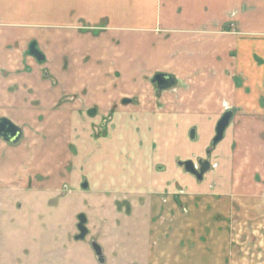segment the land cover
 Here are the masks:
<instances>
[{"label": "crops", "instance_id": "obj_1", "mask_svg": "<svg viewBox=\"0 0 264 264\" xmlns=\"http://www.w3.org/2000/svg\"><path fill=\"white\" fill-rule=\"evenodd\" d=\"M32 41L46 64L28 56ZM158 74L176 81L160 95L151 82ZM92 108L114 110L113 130L131 129L137 151L148 145L155 166L172 151L176 161L212 165L203 182L180 168L171 184L160 182L153 170L146 205L134 199L142 191L131 193L141 228L123 264H264V0H0V117L13 115L25 132L23 168L13 169L23 173L11 172L18 177L11 185L38 188L36 173L70 164V145H83L74 127H85ZM228 111L231 123L213 147ZM6 148L0 141V153ZM26 161L42 164L26 169ZM59 173L54 188L66 180ZM180 184L187 214L160 198ZM162 213L171 227L160 226ZM118 236L106 249L118 250ZM170 237L186 246L178 257L166 252ZM118 260L107 255V264Z\"/></svg>", "mask_w": 264, "mask_h": 264}, {"label": "rangeland", "instance_id": "obj_2", "mask_svg": "<svg viewBox=\"0 0 264 264\" xmlns=\"http://www.w3.org/2000/svg\"><path fill=\"white\" fill-rule=\"evenodd\" d=\"M253 14L259 17L258 14ZM48 31L51 33V30ZM48 46L50 48L52 45L48 43ZM9 117L15 120L11 114ZM123 131V137L126 136L125 139L129 140L130 131L125 127ZM21 145H8L4 149L5 151L0 153V264H98L90 242L94 239L101 241L100 243L103 245H109L111 242H115L113 240L115 236H126L125 234H127L128 241L122 244L117 243L115 247L118 250L114 248V253H111L110 250L107 253L108 256L112 255L123 264L128 258L131 259V256L128 257V253H131L134 248L133 243H137V239H139L141 224L132 218L129 220L124 218V222H120L118 231L117 228L114 229L113 225L117 219L113 213L114 201H116L115 193L104 194L99 189L100 186L122 185L124 174L128 172L131 174L135 171H141L145 175L150 172L153 177L152 173L155 170L156 175L160 177V182L166 180L170 184L178 178L177 151L168 152L162 156L165 171L161 172L159 171L161 165H154V155L147 145L143 152L137 151L136 156L139 157V161L137 163L135 160L132 165L115 159H110L106 165H103L105 153L98 155L94 161L90 162L80 160L81 156H79L78 160L72 164L70 162V166L67 163V166L63 165L61 170H63L66 180L58 188H54L52 184L60 182L56 177L61 170L56 174L53 170L56 169L53 162L45 168L44 172L36 173V177L31 179L34 180L33 183L38 188L30 186V189H27L24 185L26 180L22 184L18 183L16 185L18 187H15L11 183L18 177L10 178V176H12L11 172L17 176H21L23 173V169L17 172L13 170L19 167L23 168V155L19 152ZM77 151L83 155V159L84 156H88L86 150L77 149ZM13 155L17 157L13 158ZM29 161H26V169L37 163ZM41 164L37 163L35 166L40 167ZM82 177H85V180L90 183L92 187L90 191L82 189ZM31 184L32 182L29 183V185ZM66 186L68 192L63 191ZM179 186L183 188V185ZM117 194H119L117 197L122 198L120 193ZM99 202L104 203V208ZM115 211L117 214V210ZM79 214L89 217L90 236L83 242H77L74 236L79 234L76 228ZM167 216L169 215L166 213L158 216L157 220L162 228L171 224ZM243 227H237V231L242 232ZM164 230L162 232L164 235L160 236L162 241L169 239V236L166 238L167 232ZM128 236L123 240L128 239ZM171 239L166 245L168 247L166 252L171 256L177 255L176 257H178L180 251L184 250L186 246L178 238ZM162 243L158 239L156 248L162 249ZM123 244L125 249L122 247ZM238 246L241 247V255L247 256V244L241 243ZM123 254L126 256L120 260Z\"/></svg>", "mask_w": 264, "mask_h": 264}, {"label": "flooded vegetation", "instance_id": "obj_3", "mask_svg": "<svg viewBox=\"0 0 264 264\" xmlns=\"http://www.w3.org/2000/svg\"><path fill=\"white\" fill-rule=\"evenodd\" d=\"M32 45H35L37 52L41 53L45 57L44 61H40L35 55L32 54V52H31ZM27 54L29 57L33 58L39 65H44L47 62L46 55L43 53V51L41 50V48L39 46V43L36 41H32L29 43ZM45 77L50 78V79H52L53 82H55L54 79L50 76L49 72L46 70H45ZM155 77H153L151 82H152L153 86L155 87L157 93L160 95L163 91H165L167 89L159 90L158 82L154 83ZM163 81H164L163 79H160L161 83H163ZM122 104L125 106H129V105L135 104V100L124 99L122 101ZM11 116L14 117L13 115H11ZM84 118L86 119L85 120V127H82V125L79 123L78 125H75L74 130H73V133L74 134L76 133V135H75L76 139H78V141H80V142H83V145H81L80 148L78 147L79 145H76V144L70 145L69 151L71 153L72 158H74V160L71 162H75L76 160H78L79 156H81L80 160H84L86 162L94 161V159L98 155H102L103 153H105V158H104V161L102 162L103 165H106L107 161H110V159H115L116 161H121V162H127V165H129V163H131V165H132V162L134 161V159L137 158V156H136V154H137L136 142L137 141L135 140V137H133L134 132L131 129H127L130 131L129 135L132 136V137L130 136L129 140L125 139L126 136L123 137V133H124L123 128L120 130L119 129L113 130L114 126H116V125H114L115 123L113 122L114 110L111 111L110 113H108L107 115H104V114H101V112L99 111L98 108H92V109H89L88 111H86ZM4 119L9 120L12 124H14L17 128L20 129L21 138L18 142L12 143V142L6 141L4 137L0 136V141L5 143V145H7V146L8 145L18 146V144H22L24 139H25L24 128L21 127L20 125H18L15 120H12L9 117V115L4 116V117H0V121L4 120ZM50 128L48 129L49 131H50ZM83 129H84V131L82 132ZM48 130H47V132H48ZM52 139H54V138H52ZM77 149H79V150L81 149L82 151L86 150V154H88V156L87 157L84 156V159H83V157H82L83 155L80 154L77 151ZM208 154L211 155V150H209ZM186 162H190V161H186ZM186 162L179 161L178 167L180 169H182L185 174H187L192 179H194L195 181H198V182H203L206 174L209 173L210 170L212 169V165L210 164V161H205L202 159H198L197 161H191V162H193L195 169L197 171H200V169H201L200 163H202L203 168H207L205 174L203 175V178L201 180H199L194 175H192L191 173H188L186 171L185 167L181 166L182 163H186ZM68 166H70V165L68 164ZM160 167L161 168L159 169V171H161V172L165 171V167L163 165H161ZM141 173H142L141 171L131 172V174H129V172L125 173L123 176V177H125L123 179L124 183H122V185H118V186H112L111 185V186H106V187L100 186V188H99L101 190V192H103L104 194H110V193L114 194L115 193L114 195L117 199L115 198L116 201H114L115 205H114L113 213H114V217L117 219H116V222L113 225V227H114V229L117 228V231L120 228V226H119L120 222L121 223L124 222V218L126 220H129L131 218L133 220H136V218H135L136 212L132 207L133 201L131 198V196H132L131 193H133V192L136 193L137 191H142V193L145 194L146 196H137L136 195V197L134 199L139 200V202H141L144 205H146V202H148L147 200L149 198L154 196V194H153L154 192L152 191V189H153L155 179L153 177L147 176L145 174L141 175ZM82 178H83L82 182H81L82 189L84 191H90L92 189V187L90 186V183L87 180H85L86 179L85 177H82ZM109 182H111V181H109ZM31 188H33V187H31ZM177 190H178L177 193L171 194L166 189L165 192H163V194L160 196V198L163 201V205L166 206L170 201H173L174 203H176L177 206H180L181 209H183L184 214H187V210L183 206V198L187 197L186 196L187 191H185L181 187H178ZM63 191L68 192L67 186L64 188ZM117 193H120L122 195V198L117 197V196H119V194H117ZM126 195L128 196L127 198H126ZM118 199L121 201H119ZM104 206H105L104 203H102L101 207L104 208ZM115 210H117V214H116ZM134 214H135V217H133ZM82 226L87 231V234H86L84 239H78L82 235V232L80 230V228ZM88 226H89V217H87L84 214H79L77 217V223H76V228H77L79 234L74 235L75 240L77 242L86 241V239L90 236V229ZM125 235L126 236H123V237L128 236L127 234H125ZM118 237H119L118 235L115 236V238L113 240L115 241ZM128 240H129V236H128V239L123 240V242L128 241ZM100 242L101 241H99V240L96 241L94 239L90 242L91 248L94 252V258L98 264H107L108 249H106V248L109 245H103V244H100ZM134 243L132 246H134ZM114 244H115V242H111V244H110L111 247L114 246ZM122 247L125 249L124 244ZM111 253H114V251L112 250Z\"/></svg>", "mask_w": 264, "mask_h": 264}, {"label": "water", "instance_id": "obj_4", "mask_svg": "<svg viewBox=\"0 0 264 264\" xmlns=\"http://www.w3.org/2000/svg\"><path fill=\"white\" fill-rule=\"evenodd\" d=\"M32 54L35 55L40 61H44L45 57L37 52V49L35 48V45H32ZM40 55V56H39ZM160 79H163V83L160 82ZM158 82V88L159 90L164 89H170L173 86H175L176 81L174 78L168 75L158 74L156 75L154 79V83ZM233 118V112L228 111L223 118L220 120L217 126L216 130V137L213 140V147H215L217 144L223 141L225 132L227 128L229 127L231 120ZM0 136L4 137L6 141L16 143L21 138V131L19 128H17L14 124H12L9 120H1L0 121ZM207 164V163H206ZM201 169L200 171H197L195 169V166L193 162H186L182 163L181 166L185 167L186 171L188 173H191L194 175L197 179L201 180L203 178V175L205 174L207 168L202 167V163H200ZM82 235L78 239H84L87 231L83 228V226L80 228Z\"/></svg>", "mask_w": 264, "mask_h": 264}]
</instances>
